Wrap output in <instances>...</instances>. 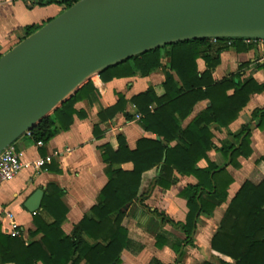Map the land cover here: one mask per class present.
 I'll list each match as a JSON object with an SVG mask.
<instances>
[{
  "label": "trees",
  "instance_id": "16d2710c",
  "mask_svg": "<svg viewBox=\"0 0 264 264\" xmlns=\"http://www.w3.org/2000/svg\"><path fill=\"white\" fill-rule=\"evenodd\" d=\"M78 1L31 0L28 8L54 5L65 11ZM40 28L27 27L25 39ZM247 41L202 39L181 42L136 56L100 73L101 80L109 82L138 74L148 76L163 68L165 81L130 101L141 116L144 129L162 140L141 139L136 149L130 150L125 139L119 136L116 138V149L110 143L105 145L102 159L108 166V184L101 191L98 204L72 234L68 236L62 230L67 209L60 202L61 192L52 187L43 202V210L51 220L42 215L34 217L37 230L32 236L41 235V239L27 244L22 238L4 234L0 227V261L3 264H81L83 261L86 264H121L120 255L130 243L127 231L122 227L125 217L123 208L134 201L145 208L144 202L156 186L164 190L176 186V172L198 180L197 185L188 186L182 192L189 209L186 222L175 223L157 211L154 215L163 224L170 223L180 228L186 237L183 243L192 244L200 215H213L228 199L233 178L227 167H237L238 159L248 158L252 152V124H248L234 135L238 145L227 144L220 149L224 165L210 163L206 169L198 168V163L207 159V153L214 148L213 130L228 128L247 107L251 96L264 92V84L257 83L253 78L242 80L240 72L223 80L214 77L221 53L228 50L230 44L239 51H247L252 47V43ZM166 56L170 59L168 67L162 65ZM201 56L208 66L202 74L197 66ZM260 68L264 69V65ZM172 73L176 74L179 82ZM92 96H97V89L92 82H88L31 130V137L45 144L61 130L70 129L74 116H80L75 109L76 103ZM206 100L210 101V106L183 129L182 123L190 117L195 106ZM127 104L126 98L119 94L117 104L102 110L100 119L104 122L113 119L124 111ZM127 118L131 119L128 115ZM252 121L258 130L264 131V109L255 110ZM94 132L98 134L99 129L96 127ZM173 142L177 144L171 147ZM261 161L264 163V156ZM129 162L134 165L131 172L113 169L115 165ZM150 172L154 174L153 179L145 191L142 188ZM158 246H161L159 241ZM211 247L233 263L218 260L217 263L206 261L202 264H264V180L259 185L246 182L242 186L230 202L212 238ZM181 248L182 245H179L175 250L182 256ZM151 264L160 263L152 261Z\"/></svg>",
  "mask_w": 264,
  "mask_h": 264
},
{
  "label": "crops",
  "instance_id": "0c3cea01",
  "mask_svg": "<svg viewBox=\"0 0 264 264\" xmlns=\"http://www.w3.org/2000/svg\"><path fill=\"white\" fill-rule=\"evenodd\" d=\"M30 2L31 0H0V57L25 39L27 27H43L63 10L62 7L54 5L35 6L29 9ZM169 62L167 56L162 59L164 67H168ZM263 65L264 44L252 43V47L247 51H239L230 44V48L220 55V64L214 71V77L223 80L240 72L242 80L253 78L257 83L264 84V69L260 68ZM197 66L199 73L207 71L208 66L203 56L197 60ZM172 74L179 82L176 74ZM164 81L163 68L148 76L138 74L109 82H103L100 74L96 75L89 82L97 89V96L76 103L75 109L80 116H74L70 129L61 130L50 142L43 143V146H39L31 136H22L14 147L21 155L24 168L13 181L3 184L0 188L2 232L9 235L14 220L21 229L20 238L27 244L39 241L41 235L32 236L37 230L34 217L42 215L46 220H51L43 210V202L53 187L61 192L60 202L67 209L62 230L70 236L74 228L98 204L101 191L108 184L106 174L108 166L102 159L103 147L110 143L116 149L118 146L116 138L119 136L125 139L130 150H135L141 139L162 140L161 137L144 129L140 122L141 116L130 101L151 87L160 86ZM119 94L128 101L124 111L119 112L111 120L102 121L99 117L100 112L115 106ZM209 106L208 100L199 102L190 117L182 123V128L185 129ZM257 109H264V92L252 95L247 107L228 128L213 130L214 148L207 153V159L198 163V168L206 169L210 163L224 165L225 160L220 149L227 144L238 145L234 135L248 124L254 126L250 146L252 152L248 158L240 157L237 167H227L233 178V183L228 189V199L214 211L213 215H200L193 243L184 244L183 240L186 237L180 228L170 223L163 224L158 216L154 215L157 211L175 223L186 222L189 209L182 192L188 186L197 185L198 180L194 176H184L176 172V186L171 190L156 186L145 200V208L137 201L123 208L125 217L122 227L127 231L130 243L120 255L121 264H151L152 261L160 264H202L206 261L217 263L218 260L233 263L231 259L214 252L211 241L230 202L242 186L246 182L259 185L264 180V163L261 161L264 156V131L258 130L252 121V114ZM127 115L131 119H128ZM96 127L99 129L98 134L94 132ZM176 144L173 142L170 146ZM47 157L51 158L50 162L36 166L38 160ZM113 169L131 172L134 165L129 162L115 165ZM153 175V172L148 173L149 179L147 178L142 188L145 191L148 190ZM37 191H42L43 197L39 210L32 213L25 204ZM7 213H11L13 219H10ZM158 241L161 246H158ZM179 245H182V256L175 250ZM0 264L3 263L0 261ZM81 264L86 262L83 261Z\"/></svg>",
  "mask_w": 264,
  "mask_h": 264
},
{
  "label": "water",
  "instance_id": "95a60500",
  "mask_svg": "<svg viewBox=\"0 0 264 264\" xmlns=\"http://www.w3.org/2000/svg\"><path fill=\"white\" fill-rule=\"evenodd\" d=\"M202 39L264 41V0H79L0 57V153L94 76ZM42 197L25 207L35 213Z\"/></svg>",
  "mask_w": 264,
  "mask_h": 264
},
{
  "label": "built area",
  "instance_id": "2783aa9c",
  "mask_svg": "<svg viewBox=\"0 0 264 264\" xmlns=\"http://www.w3.org/2000/svg\"><path fill=\"white\" fill-rule=\"evenodd\" d=\"M248 43L264 44V41L248 40ZM25 135L31 136V132H27ZM39 146H43V142H38ZM51 158L47 157L40 159L36 162V166H42L47 162H50ZM24 163L22 162L20 153L15 149L14 144L6 148L0 153V188L3 184L13 181L23 170ZM10 219H13L11 213H7ZM11 237H21L22 232L18 224L13 220L11 225V231L9 232Z\"/></svg>",
  "mask_w": 264,
  "mask_h": 264
},
{
  "label": "rangeland",
  "instance_id": "374dc122",
  "mask_svg": "<svg viewBox=\"0 0 264 264\" xmlns=\"http://www.w3.org/2000/svg\"><path fill=\"white\" fill-rule=\"evenodd\" d=\"M62 12H63V10H62ZM62 12H61V13H62Z\"/></svg>",
  "mask_w": 264,
  "mask_h": 264
}]
</instances>
